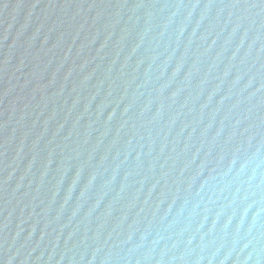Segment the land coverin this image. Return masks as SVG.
Instances as JSON below:
<instances>
[{
	"label": "water",
	"instance_id": "water-1",
	"mask_svg": "<svg viewBox=\"0 0 264 264\" xmlns=\"http://www.w3.org/2000/svg\"><path fill=\"white\" fill-rule=\"evenodd\" d=\"M0 264H264V0H0Z\"/></svg>",
	"mask_w": 264,
	"mask_h": 264
}]
</instances>
